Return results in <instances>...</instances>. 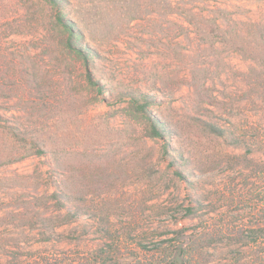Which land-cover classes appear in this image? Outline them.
Wrapping results in <instances>:
<instances>
[{
	"label": "rangeland",
	"instance_id": "1",
	"mask_svg": "<svg viewBox=\"0 0 264 264\" xmlns=\"http://www.w3.org/2000/svg\"><path fill=\"white\" fill-rule=\"evenodd\" d=\"M0 264H264V0H0Z\"/></svg>",
	"mask_w": 264,
	"mask_h": 264
},
{
	"label": "trees",
	"instance_id": "2",
	"mask_svg": "<svg viewBox=\"0 0 264 264\" xmlns=\"http://www.w3.org/2000/svg\"><path fill=\"white\" fill-rule=\"evenodd\" d=\"M54 3H57V0H51ZM169 11H172V9H169ZM58 20L63 24L64 28L70 33V44L72 43V37H73V28H71L70 24H68L67 21H65V19L61 16L58 18ZM78 53H81L86 66H87V80L90 84H92L93 86H98L99 85V81L95 80L94 77L92 76V73L90 72V68H89V54L85 53L83 50L79 49ZM99 90H102L103 87L100 89L98 86ZM127 97H130L129 100V105L130 107L133 108L134 112L140 113L142 116L144 115V113H146V107L149 103H151V100H149V96L146 95V93L144 92H137V93H133L130 95H127ZM146 118L148 121L151 122L152 125V132L151 135L153 137H162L163 136V129L162 127H160V125L158 124V122L156 120L152 119L151 115H146ZM43 151L40 150V153H42ZM105 252V251H104Z\"/></svg>",
	"mask_w": 264,
	"mask_h": 264
}]
</instances>
